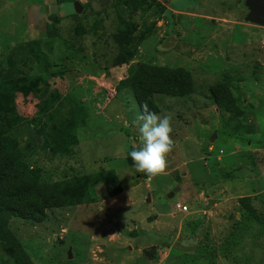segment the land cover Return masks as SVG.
I'll return each mask as SVG.
<instances>
[{"label":"rangeland","instance_id":"1","mask_svg":"<svg viewBox=\"0 0 264 264\" xmlns=\"http://www.w3.org/2000/svg\"><path fill=\"white\" fill-rule=\"evenodd\" d=\"M134 1L0 0L10 158L49 187L102 175L94 204L10 220L24 261L264 264V28L244 22L245 0H138L146 12ZM140 66L192 83L186 96H153L174 148L152 180L129 155L142 146L129 89Z\"/></svg>","mask_w":264,"mask_h":264},{"label":"trees","instance_id":"2","mask_svg":"<svg viewBox=\"0 0 264 264\" xmlns=\"http://www.w3.org/2000/svg\"><path fill=\"white\" fill-rule=\"evenodd\" d=\"M73 1L56 0L57 5ZM134 2L137 8L146 12L143 3L138 0ZM127 26L129 25L122 27ZM48 33L52 34L51 31ZM132 79L133 83L129 89L135 95L139 108L146 102L150 111L155 113H158L153 99L155 94L183 97L192 92L189 76L181 71L165 72L156 67L140 66ZM5 127L0 114V137L4 134ZM101 177V174L87 175L62 182L55 187L38 184L28 171L14 164L0 140V255L12 260V264H29L24 261L21 244L9 228L10 220L18 218L39 223L45 219L47 209L94 204L97 199L89 193V189L101 183ZM119 193L120 189H109L105 196L111 198ZM244 212L252 220H259L256 211L247 204H244Z\"/></svg>","mask_w":264,"mask_h":264},{"label":"clouds","instance_id":"3","mask_svg":"<svg viewBox=\"0 0 264 264\" xmlns=\"http://www.w3.org/2000/svg\"><path fill=\"white\" fill-rule=\"evenodd\" d=\"M135 123L142 146L132 150L129 155L135 171L152 180L165 172L167 157L174 148L170 135L171 117L150 111L145 102L140 106Z\"/></svg>","mask_w":264,"mask_h":264},{"label":"water","instance_id":"4","mask_svg":"<svg viewBox=\"0 0 264 264\" xmlns=\"http://www.w3.org/2000/svg\"><path fill=\"white\" fill-rule=\"evenodd\" d=\"M244 6L247 10V15L244 17V22L256 27L264 28V0H245ZM74 13L80 15L82 6L75 1L73 3ZM213 139L211 140V142ZM173 194H169L171 198ZM147 202H149V197ZM68 259H71V253L68 251Z\"/></svg>","mask_w":264,"mask_h":264},{"label":"built area","instance_id":"5","mask_svg":"<svg viewBox=\"0 0 264 264\" xmlns=\"http://www.w3.org/2000/svg\"><path fill=\"white\" fill-rule=\"evenodd\" d=\"M175 210L178 211V212H186L187 208L184 205L178 204V205L175 206Z\"/></svg>","mask_w":264,"mask_h":264}]
</instances>
